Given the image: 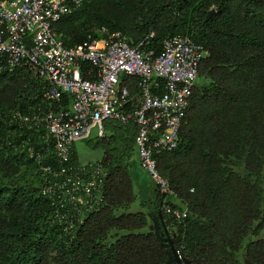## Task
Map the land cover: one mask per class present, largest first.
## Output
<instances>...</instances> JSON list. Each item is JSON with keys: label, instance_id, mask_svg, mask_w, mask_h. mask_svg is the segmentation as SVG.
I'll list each match as a JSON object with an SVG mask.
<instances>
[{"label": "trees", "instance_id": "obj_1", "mask_svg": "<svg viewBox=\"0 0 264 264\" xmlns=\"http://www.w3.org/2000/svg\"><path fill=\"white\" fill-rule=\"evenodd\" d=\"M101 28L131 45L154 33L156 54L175 35L203 46L179 144L157 156L170 192L150 179L138 192L142 206L153 195L154 214L191 264H264V0H83L55 25L66 47L103 37L94 32ZM47 91L27 69L0 74V264H168L170 248L148 229L147 215L130 211L133 122H105L96 143L106 172L102 202L57 224L66 209L42 194L45 177L27 153H42L46 133L12 115L53 109ZM61 99L69 109L71 97ZM70 155L77 165L74 148Z\"/></svg>", "mask_w": 264, "mask_h": 264}, {"label": "built area", "instance_id": "obj_2", "mask_svg": "<svg viewBox=\"0 0 264 264\" xmlns=\"http://www.w3.org/2000/svg\"><path fill=\"white\" fill-rule=\"evenodd\" d=\"M82 5L83 0H0V74L31 71L48 84L47 99L55 104L32 118L16 113L13 120L46 133L42 153L31 157L45 177L42 194L56 197L66 209V216L55 215L56 221L68 216L80 220L82 208L91 210L102 202L104 166L100 161L74 165L70 152L93 130L96 138H104V123L110 120L136 125L141 170L162 194L170 192L157 156L179 144L205 55L203 46L187 36L165 39L156 54L154 33L131 45L121 33L104 28L94 30L103 37L88 35L83 43L66 47L55 25ZM131 80L137 93L128 86ZM63 93L72 99L69 109L61 105Z\"/></svg>", "mask_w": 264, "mask_h": 264}, {"label": "rangeland", "instance_id": "obj_3", "mask_svg": "<svg viewBox=\"0 0 264 264\" xmlns=\"http://www.w3.org/2000/svg\"><path fill=\"white\" fill-rule=\"evenodd\" d=\"M16 113L18 112H14L12 113V115ZM97 141H98V138H96V131L93 130L90 138L87 141H81V142L75 143L74 153L76 154L78 164L84 165L88 163H96L102 160L103 150L101 147H96ZM27 153L30 158H34V157H31V153L35 154L32 151V149H28ZM129 161L134 162V166L131 168V174H132L133 184H134L133 185V195L135 196L134 202L130 205V211H138V210L143 211L147 215V218H148V225H147L148 229L154 233L156 231L159 237H163V231L159 230L160 225H159V222L156 220L155 216L160 215L162 225L165 226V224L162 219L161 212H158L159 214H154L155 213V202H152L154 201L153 195H149L148 197L149 201H146L144 204L145 206H142V201H141L142 197L138 192V190L140 189L144 190V185L145 184L148 185L147 182L149 181L150 178L145 172L141 170L140 166L136 164L138 163L136 151H134V154L131 157H129ZM38 180H40L39 177H38ZM151 184L152 186H154V183L152 181H151ZM57 222H58L57 224H63L64 219H60V217H58ZM166 229L173 243V238H174L173 232L168 227H166ZM171 264H175V263L172 262Z\"/></svg>", "mask_w": 264, "mask_h": 264}, {"label": "water", "instance_id": "obj_4", "mask_svg": "<svg viewBox=\"0 0 264 264\" xmlns=\"http://www.w3.org/2000/svg\"><path fill=\"white\" fill-rule=\"evenodd\" d=\"M214 13H215V10L214 9H211L208 12L207 19H209ZM160 219H161V216H160ZM155 234L157 235L156 231H155ZM163 235H165L164 238L163 237H159L158 235H157V237H159V239L163 243H165L167 246H169V248H170V252L168 254V257H169L168 264H171L172 262H174L175 264H191L184 257H180V255L178 254V252L175 250V248L173 246V243H172V240L170 239L169 234H168V231H167V229H166V227L164 225H163Z\"/></svg>", "mask_w": 264, "mask_h": 264}, {"label": "crops", "instance_id": "obj_5", "mask_svg": "<svg viewBox=\"0 0 264 264\" xmlns=\"http://www.w3.org/2000/svg\"><path fill=\"white\" fill-rule=\"evenodd\" d=\"M139 166V163H136Z\"/></svg>", "mask_w": 264, "mask_h": 264}]
</instances>
